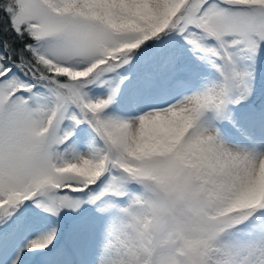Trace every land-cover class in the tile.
Instances as JSON below:
<instances>
[{
  "label": "snow or ice",
  "instance_id": "snow-or-ice-1",
  "mask_svg": "<svg viewBox=\"0 0 264 264\" xmlns=\"http://www.w3.org/2000/svg\"><path fill=\"white\" fill-rule=\"evenodd\" d=\"M0 264H264V0H0Z\"/></svg>",
  "mask_w": 264,
  "mask_h": 264
}]
</instances>
